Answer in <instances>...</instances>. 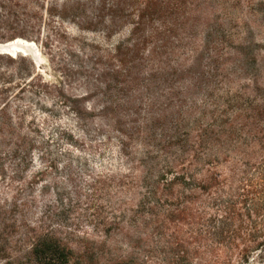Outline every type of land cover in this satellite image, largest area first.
I'll use <instances>...</instances> for the list:
<instances>
[{
    "label": "trees",
    "instance_id": "16d2710c",
    "mask_svg": "<svg viewBox=\"0 0 264 264\" xmlns=\"http://www.w3.org/2000/svg\"><path fill=\"white\" fill-rule=\"evenodd\" d=\"M88 23H109L106 37L129 29L90 69L81 99L98 105L62 104L79 122L105 120L99 131L117 133L118 152L140 166L139 204L170 200L163 217L189 227L166 264H183L191 243L212 244L223 264L264 255V0H102ZM36 152L35 141L0 142V264H74L70 245L27 220Z\"/></svg>",
    "mask_w": 264,
    "mask_h": 264
},
{
    "label": "rangeland",
    "instance_id": "374dc122",
    "mask_svg": "<svg viewBox=\"0 0 264 264\" xmlns=\"http://www.w3.org/2000/svg\"><path fill=\"white\" fill-rule=\"evenodd\" d=\"M101 3L0 0V43L24 39L38 53L36 60L0 53V108L6 103L5 117L0 112V142L25 139L42 145L44 153L34 154L36 161L25 176L32 183L24 192L30 200L27 220L37 229H52L70 245L74 264L117 259L166 264L181 254L182 247L171 243L189 227L163 217L170 200L139 204L143 191L130 174L140 166L134 155L125 160L118 152L117 133L104 126L99 131L105 120L79 122L62 104L80 97L75 101L79 107L98 105L95 95L88 104L81 99L92 87L90 69L103 50H111L128 33L129 26L121 23L110 25L117 32L109 37L101 30L109 23L89 26L93 8ZM107 178L114 180L110 187ZM197 245H186L183 264H223L224 255L215 253L212 244L207 249ZM23 262L31 264L30 259ZM241 264H264V255L253 253Z\"/></svg>",
    "mask_w": 264,
    "mask_h": 264
},
{
    "label": "bare ground",
    "instance_id": "6f19581e",
    "mask_svg": "<svg viewBox=\"0 0 264 264\" xmlns=\"http://www.w3.org/2000/svg\"><path fill=\"white\" fill-rule=\"evenodd\" d=\"M26 46L28 47V49L30 50L29 53H23L21 50L19 49H10V46ZM36 46L33 42L31 41H26L24 39H20V38H17L15 40H12V41H8V42H3V43H0V53L3 54H8V55H11V56H16L18 54H22V55H29L31 58H33L34 60L38 59L37 55L38 53L36 52L37 49H35ZM36 50V51H35Z\"/></svg>",
    "mask_w": 264,
    "mask_h": 264
},
{
    "label": "water",
    "instance_id": "95a60500",
    "mask_svg": "<svg viewBox=\"0 0 264 264\" xmlns=\"http://www.w3.org/2000/svg\"><path fill=\"white\" fill-rule=\"evenodd\" d=\"M10 49L14 50V49H19L21 50L23 53H29L30 50L28 49V47H26L25 45L24 46H10Z\"/></svg>",
    "mask_w": 264,
    "mask_h": 264
}]
</instances>
